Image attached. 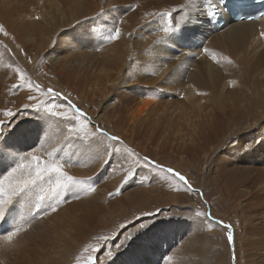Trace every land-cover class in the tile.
Returning <instances> with one entry per match:
<instances>
[{
	"label": "bare ground",
	"instance_id": "bare-ground-1",
	"mask_svg": "<svg viewBox=\"0 0 264 264\" xmlns=\"http://www.w3.org/2000/svg\"><path fill=\"white\" fill-rule=\"evenodd\" d=\"M188 2L189 0H0V24H3L5 29L16 36L20 35L24 24L32 23L34 26V23L50 24L53 28L51 33L39 32L40 34L30 37V40L33 42L32 47H36L40 52L43 50L42 42L50 45L45 53H48L47 56L53 64L51 71L58 76L63 74L68 77L66 71L72 67L75 68L72 65H67L66 59H62L67 56L66 52L59 55L60 51H66L71 43L82 44L92 54L89 55L86 49L85 53L89 56L95 55L94 58L99 61V63L95 61L100 66L99 70L110 72L104 75L106 77L102 82L91 83L94 88H92L94 91L92 95L102 91L103 94L100 96L113 92L112 96L118 97L113 102L112 108L105 113V118L109 119L112 126L114 125L113 128L117 134L119 133L121 140L131 143L135 147L140 145L137 149L142 152L150 151L151 147H154L152 153L155 154L162 152L165 144L173 142L174 146H180L175 149L179 150L180 148L184 151L183 148L188 150L192 147L196 153H203V159L207 160L208 147L211 144L220 145L227 140L228 136L243 128L256 129L254 124L258 122L255 115L257 112H264V105L257 108L253 103V108L249 109V101L247 103L248 97L256 101L259 96H262L259 102L264 104V37L260 35L261 32H264V15L248 21L245 19L233 20L230 10L226 9L225 1L222 0L217 4V11L214 15L198 14L181 30L175 29V25H173L174 32L167 36L163 32V28L169 23V18L165 16L161 19L159 16L146 15V13H166L173 8L182 9L174 14L178 22L184 12H190V7L183 8ZM198 3L202 9L208 8L205 0H198ZM217 19L224 20L221 27H216ZM117 26L121 29V37L116 41L107 40L106 33L109 35L110 32H114ZM158 37H164V41L156 43ZM202 43L208 46V55L200 50L199 45ZM10 49V44L5 38L0 37V62L9 60ZM39 54L36 52L35 55L30 56L29 59L31 57L32 59L28 64L32 65ZM193 54L199 55V58L192 57ZM213 54H215L218 63L212 60ZM224 56H227L231 63L224 60ZM12 58L13 62L14 57ZM93 66H95L94 63L89 64L85 61L78 67L88 82L92 79L91 77L89 80L88 77L92 76L90 74ZM250 73H254L255 78L251 77L252 80L248 78L251 76ZM228 87H231L232 89L229 91L233 92L232 96L227 98L233 100L232 107L223 105V107L196 114L192 126L177 123L173 128L176 131L167 132L169 135L175 133L174 136L168 138V134H165V140L158 141L157 144L153 141V135L155 136V132H158L162 123V117H160L162 114L157 113V108L162 105V98L170 96L172 93H178L184 98L182 101L186 100L192 107L197 108L200 99L194 98L196 92L212 91L218 93V96L211 94L218 99L219 95L220 97L224 95L223 90ZM83 90L85 91V89ZM202 97L204 98L203 95ZM207 97L209 96L207 95ZM31 118L37 119L38 123L37 126H33L36 130L28 133L38 135L40 141L44 142V136L50 137L61 133L56 130L60 123L58 117H49L51 121L48 123H45L43 113L31 115ZM101 120L103 119H99V121ZM54 122H59L58 126H55ZM10 133L5 137H0V145L4 148H7L11 143ZM252 133L233 144L235 146L231 148L228 158H224L226 155L221 154L216 158L222 162L218 165V169H221L222 172V175L219 176L222 194L235 202V210L240 218L236 226L237 230L235 229V232L238 233L236 247L239 251L236 261L241 260L243 256L245 264H264V169L257 170L256 167H244L231 162L232 159L239 162L244 157L238 155V152L244 153L247 157L253 155L252 151L256 148L249 144L256 145L262 140L261 137L258 141L254 140L253 137L257 136L255 134L257 132L254 130ZM139 138L142 139L141 142L138 141L140 144L138 142L135 144L134 140ZM69 148L74 152L67 153V157H74L76 160L82 158L81 160L87 162L96 160L95 156L99 153L104 154L103 151L90 149L87 143L81 147L74 145ZM6 151L8 150L6 149ZM259 155L261 154L259 153ZM102 157L99 156L98 159H102ZM6 164L7 161L2 166ZM70 165L74 167L66 168L69 174L84 181L91 178L94 185V177L91 176L99 169L100 164L92 162ZM143 172L147 173V171ZM88 173L90 175H87ZM107 184H109L108 187L94 185V191L84 190L83 192L86 193L87 198H96V194H106L114 186H110L111 183ZM50 189V184L42 183L40 187L30 193L27 202L20 200L9 206L11 212L7 213L4 219L10 218L13 222H17L21 217H26L23 220L26 223L20 227L23 230L13 237L11 243L5 241L1 243L2 245L0 244V264H31L35 254H43L46 233L50 236L46 226L50 217H37L32 220L35 211L39 213L41 209L55 205L57 202L63 203L67 197L74 201L71 205L73 208L72 221L76 224L81 222L84 212L76 201L77 199L68 197L70 194L68 192L54 194ZM74 191L80 192L79 188ZM78 209L80 213H78ZM166 225H163V230H166ZM203 226L206 225L195 222V227L199 230H202ZM153 229L156 228L153 226ZM149 232L156 233L155 230H143L136 236L137 241L144 248L147 245L144 243L146 234ZM157 237L164 240L163 236ZM18 242L21 244L19 243V247L16 248L15 243ZM148 242L151 240L149 239ZM252 243L257 249L251 246ZM131 245L132 243L129 242L128 246L119 249L117 253L128 250ZM132 262H136V260Z\"/></svg>",
	"mask_w": 264,
	"mask_h": 264
},
{
	"label": "rangeland",
	"instance_id": "rangeland-1",
	"mask_svg": "<svg viewBox=\"0 0 264 264\" xmlns=\"http://www.w3.org/2000/svg\"><path fill=\"white\" fill-rule=\"evenodd\" d=\"M34 24L35 26L32 25V23L24 24L19 36L13 35V33L7 29H5L9 33L7 37L0 34V37H4L11 48V51H9V60L0 62V120L7 122L8 117L4 115L5 110H10L17 114L13 123L8 125L7 128L0 126V132L2 131L6 135L10 130L9 139H11V143H9L7 148L19 150V158L16 163L11 165L7 163L4 166L0 165V179H3V176H6L7 172L11 171V168L16 167L17 163L24 162L27 164L32 162L31 156L27 154L29 151L33 152L34 155L40 157L42 160H47V153L52 151L53 148H57L59 149L58 158L69 159L67 153L74 152L70 150V146L76 145L81 147L87 143L86 140L79 138L84 135L83 133H80L79 136L75 134L70 135L69 126L65 124L62 118H59L60 123L54 122L55 126H58L59 123L56 130L61 131V133L54 134V136L51 135L50 138L44 136V133L47 131L44 129L46 130L43 133L45 137L44 142L40 141L38 135L28 133L29 131H35L36 129L33 126H37L38 123L36 122L37 119L31 118V115L43 113L45 118L51 121L53 117L49 118L47 116V108L51 107L53 111H68L66 103L63 100H57L54 97H45L35 88L29 89V81L41 85L45 90L47 88H52L72 100L87 114V118L91 122L88 129L89 131H94L95 126L98 125L110 134L120 137L119 133L117 134V131L113 128L114 125L112 126L109 119L105 118V113L112 108L113 102H115L118 97H113V92L100 96V94H103L102 91H99L96 95H92L94 92L92 90V84H95L96 81L102 82L106 77L104 75L110 71L99 70V61L94 58L96 57L95 55L89 56L92 53L89 52L84 45H77V43H74V45L71 43L68 49H66V51H60L59 55L66 52L67 56H64L62 59H66L68 61L67 65H72L75 68L71 66L72 68L66 71L68 77L65 75L63 76V74L60 76L56 75L51 71L53 64L47 56L48 53H45V50L49 48L50 45L42 42L43 50L40 52L36 47H32L33 42L30 40V37L33 35H38L43 32L46 34L51 33L53 28L47 23ZM106 35L108 36V33H106ZM203 47L209 50L208 46L204 45V43L199 45V48H201L200 50H203ZM85 49L87 53L89 52V55L85 53ZM36 52L40 53L39 56L35 58L32 65H29L28 62L32 59V57L30 59L29 57L35 55ZM193 56L196 59L199 58L197 54H193L192 57ZM12 57H14L13 62ZM85 61L89 64L94 63L95 65L91 68V74L89 73L92 75L89 76L90 78L88 77L89 80L92 77L90 82L85 80L86 76H84L82 71L78 68L81 63ZM95 61L98 63H95ZM204 72L206 71L204 70ZM78 73L81 75L79 76ZM250 74L251 76H248V78L251 79V77H253L252 79H254V73ZM21 75L24 76L23 81L20 79ZM80 78H84L82 79L83 81ZM77 82L82 85L80 86ZM21 84L23 85L22 87H13V85ZM83 89H85V91ZM231 89V87H228L223 90V99L232 96L233 92H230ZM210 92L212 91L204 93L196 92L194 98L196 97L197 99L198 97V99H200V101L198 100L199 106H197V108L192 107L186 100L182 101L184 98L179 96L178 93H172L170 96L162 98V105L158 107L159 109L157 108V113L162 114H160L162 123L160 124L158 132H155V136L153 135V141L157 144L158 141L165 140L164 136L168 134L167 132L176 131V129L173 128L177 123L180 125L192 126L193 121L196 119V114L199 115L207 110L223 107V105L224 107H232L233 100H223L220 95L217 99L212 95L218 96V93ZM198 93L201 96L200 98ZM207 95L209 97H207ZM29 96H33L35 99L30 100L28 98ZM260 98H262V96H259L255 101L248 97L247 103L249 101L248 104H250L248 108H253V103L256 104L257 108L264 105L260 104ZM38 101H47L48 103H46L43 108H36L34 105H36ZM213 101L215 104H213ZM83 104L85 106H82ZM71 115L72 113L69 112V116ZM255 116L258 122L254 124L256 129L243 128L241 131L228 136L227 140L224 141L225 145L224 143L220 145L216 143L211 144L210 147H208L209 156L207 160L203 159V153H196V150L192 147V150L191 148L188 150L187 148H183L184 151L180 148L179 150L175 149L178 145L174 146L173 142L165 144L163 151L155 154L152 153L154 147H151L150 151L142 152L137 149L140 145H136L137 147H135L133 144L121 140L123 143L118 146L121 148H131L140 158V164H142V158L144 156H149L152 160L166 167L175 169L183 174L194 188L203 192V198L195 192L188 193L185 191L184 186L178 182L176 178L172 177L171 174H166L159 170L152 171V169L146 165L138 166L134 164L133 159H135V157H133V159L124 160L117 154L111 156L109 159V156L105 155V153H99L100 155L97 154L95 156L97 161L90 160V162L81 160L82 158L76 160L74 157H70L72 163L96 162L100 164L99 169L91 176L94 177V185L97 187H108L109 184L107 183H111L110 186H114H112V189H109L106 194H96V198H87L85 196L86 193L84 194V192L79 189L80 198L76 201L84 212L79 224L72 221L71 213L73 208L71 205L74 201L67 197L65 198L67 202H57L55 205H52L56 207L55 212H52L50 210L51 206H49L44 209L48 211L47 215H37V217L41 218L50 217L49 222H46L50 236L46 233L44 240L45 250L43 254H35V258L31 264H87L89 253L84 251V247L86 244L97 245V241L94 237L101 235L115 237V239L109 241L104 248L97 253L100 257V264H245L243 256L241 260H239L240 262L236 261L239 257V251L236 247V242L238 240V236L236 237V235L238 233L235 231L237 230L236 226L240 218L238 212L235 210V202L222 194L219 177L222 175V172L221 169H218V165L222 162L217 160L216 156L221 154L223 156L226 155L224 158H228L231 148L235 146L233 144L253 134L252 131L255 130L257 136H251L257 141L261 137L262 141L255 142L257 147L253 143L249 144V146L251 145V147L256 148L252 151L253 155L247 157L244 153L238 152V155H243L244 157H242L239 162H236L234 159H232L231 162L237 163V165L240 164V166L244 167H256L257 170L264 169V112H257ZM99 119L103 120L99 121ZM174 134L175 133L168 134V138L174 136ZM140 138L135 139L134 143L136 144L138 141L141 142L142 139ZM166 141H169V139H166ZM107 143L111 144L112 142L107 141ZM33 146L34 148H31ZM242 148L245 149L243 146ZM7 150L10 151L9 149ZM110 152L111 148H109V153ZM259 153L261 155H259ZM99 156L102 157V159H98ZM106 160L109 162L105 163ZM64 167L66 170L67 167L70 169L74 166L66 163ZM129 170L132 171L133 175L125 182L123 178L128 175ZM143 171H147V173ZM23 173L26 174V172H18L17 176L19 177L23 175ZM87 175L90 174L88 173ZM117 189L120 190L119 193H117ZM109 193H112V195L110 196ZM68 197L73 196L72 194H68ZM35 213L36 211L33 215ZM78 213H80L79 209ZM209 213L210 217L208 216ZM25 218L26 217H21L17 222H13L10 218L0 219V244L5 242L3 239L4 236L26 223L23 222ZM209 220H212V223H209ZM130 221L135 222L137 228L140 224H143L145 227L141 229V231L155 230L156 233L151 234L149 232L146 234V240L144 241V243L147 244L145 246L146 248L134 237L131 241L132 245L128 250L117 253L116 245L123 243L128 235L136 233V229L129 225ZM219 221L231 225V228L223 229L216 223ZM195 222H197V224L202 223V225L208 227L203 226L202 230H199L195 227ZM121 224L128 225L126 231L119 227ZM164 224H167L166 230L162 228ZM153 226L156 229H153ZM228 231H231L234 235V243L232 245H229L227 242L226 233ZM121 232H123V234L119 235ZM157 236H163L164 240L159 239ZM149 239L151 242H148ZM19 243L20 242L15 243L16 248L19 247ZM251 246L257 249L254 243H252ZM10 248L13 249L12 246H10ZM107 249H111L116 254L112 257L105 256L104 253ZM25 256H27V254H25ZM133 260H136V262H132Z\"/></svg>",
	"mask_w": 264,
	"mask_h": 264
},
{
	"label": "snow or ice",
	"instance_id": "snow-or-ice-1",
	"mask_svg": "<svg viewBox=\"0 0 264 264\" xmlns=\"http://www.w3.org/2000/svg\"><path fill=\"white\" fill-rule=\"evenodd\" d=\"M205 2L208 5L207 9H202L201 5L198 3V0H189L188 4H185L183 8H189L190 12H184L183 15L180 16V20L177 22L175 15L176 13L182 11V9H175L173 8L171 11L166 13H146V15L149 16H159L161 19H163L165 16L169 18V23L167 26L163 28V32L166 34V36L170 33L174 32L173 25H175V29L181 30L183 26L193 20V18L198 14H203L205 16L208 15H214L217 11V4L222 2V0H205ZM236 6L243 7L244 6V0H234ZM0 34H3L5 37L9 35V33L5 30L3 25H0ZM121 29L117 26L115 27L114 32H110L107 36V40L109 41H116L121 37ZM261 37H264V32H261ZM172 38V37H169ZM164 41V37H158L156 43H161ZM6 47V46H5ZM204 53L206 55L209 54V50L207 48L203 49ZM212 60L214 62L218 61L216 60L215 54L211 56ZM224 60L231 63V60L227 57H223ZM21 81L24 80V76H20ZM23 85H13V87H22ZM35 88L37 91H40L41 94L45 97H54L57 100H63L66 103L68 111H53L51 107L47 108V116L48 117H58L62 118V120L65 122L67 126H69V134L70 135H77L79 136L80 133H83L84 135L79 137L83 140L87 141V145L90 149H96L97 151H103L105 155L109 156V159L111 156H115L119 154L122 159L129 160L133 159V163L137 164L138 166H147L152 171L159 170L160 172L171 174L172 177L176 178L178 182H180L184 186V190L188 193H197L198 195L203 198V192L194 188L190 181L180 172L176 171L175 169L171 167H166L155 160H152L149 156H144L142 158V164H140V158L137 156V154L131 149V148H121L118 145L122 144L121 138L115 135L110 134L106 130L100 128L98 125L95 126L94 131H89V125L90 121L87 118V114L79 108L72 100H70L67 96H64L61 92H58L52 88H47L46 90L42 88L41 85L32 83L29 81V89ZM30 100L35 99L33 96L28 97ZM48 103L47 101H38L34 107L36 108H43L45 104ZM69 112L72 113L71 116H69ZM4 115L8 117L7 122L0 120V126H3L5 128L8 127V125L12 124L16 113H13L10 110H5ZM45 119V123H48L47 118ZM10 131V130H9ZM8 131V132H9ZM7 132V134H8ZM6 134V135H7ZM3 132H0V137L6 136ZM107 141H111V144H108ZM31 148H34L31 147ZM109 148H111V152L109 153ZM6 149H9L10 151H6ZM29 156H31V161L27 164L24 162L17 163L16 167L11 168V171L7 172L6 176H3V179H0V219L5 218L7 213L11 212L10 205H14V203L19 202L20 200H24L27 202L30 193L42 185V183H48L51 185V192L54 194H59L62 192H68L72 194L73 198L79 199V193L74 191V189L79 188L81 191L87 190L89 192L94 191V185L91 181V178H88L87 181L78 179L77 177L69 174L68 171L65 170L64 165L72 164L71 159H61L59 157V149L53 148L52 151L47 153L48 159L42 160L40 157L33 154V152L29 151L27 153ZM19 158V150L12 149V148H4L2 145H0V165H3L5 161L9 165L16 163L17 159ZM34 162V163H33ZM109 161L106 160L105 163H108ZM18 172H26V174H23L21 176H17ZM133 175L132 171L129 170V173L127 176H125L123 179L125 182ZM179 190V189H177ZM119 189H117V193H119ZM111 196L112 193H109ZM65 202H67V199H65ZM52 212L56 211L55 206H51L50 209ZM48 211L41 209L40 213L34 214L32 216V219H36L37 215H47ZM203 215V214H200ZM210 217V213L208 214ZM209 223H212V220H209ZM218 226H221L223 229H230L231 225L224 224L222 221L216 222ZM129 225H131L133 228L136 229L135 234H130L126 237L125 241L123 243L117 244L116 249L117 252L119 249L124 248L126 245L128 246L129 242H131L134 237L137 236L138 233H142L141 229H143L145 226L143 224H140L139 227H136V223L130 221ZM122 230H127L128 225L121 224L119 226ZM23 230L22 228H17L15 231L9 232L8 235L4 236L3 239L11 243L13 240V237L17 235L19 231ZM123 232L119 233V235H122ZM227 236V242L229 245H232L234 243V235L231 231H228L226 233ZM94 239L97 241V245L93 244H86L84 247V251L89 253L87 257V264H100V257L97 255L98 252L101 251L102 248L111 240L115 239V237H109V236H96ZM107 257H112L116 253H114L111 249H107V251L104 253Z\"/></svg>",
	"mask_w": 264,
	"mask_h": 264
}]
</instances>
